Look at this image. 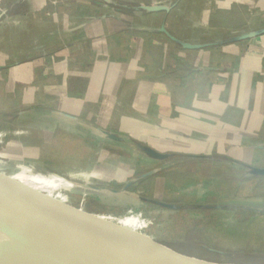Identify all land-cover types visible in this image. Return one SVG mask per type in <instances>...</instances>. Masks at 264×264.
<instances>
[{
  "label": "crops",
  "instance_id": "crops-1",
  "mask_svg": "<svg viewBox=\"0 0 264 264\" xmlns=\"http://www.w3.org/2000/svg\"><path fill=\"white\" fill-rule=\"evenodd\" d=\"M85 1L64 6L69 10L65 16H62L65 11H61L64 19L61 30L53 33L48 29L39 35L30 32L26 36L14 32L5 37H19L13 48L28 45L35 54L45 50L42 52L47 59H34L32 54L28 61H21L10 59V50L0 53V80L6 73L17 75L19 91L14 93L15 101L33 104L30 107L36 112L24 111L21 116L30 114L45 123V127L16 134L23 144L20 142L14 149L19 151L27 145L36 152L57 151L54 138L61 136V151L67 153L61 164L67 169L102 164L101 153L106 152L115 153L110 154L114 157L112 163L147 166L148 173L141 177L129 175L122 181V177L116 176L113 183L124 185L109 191L113 201L122 202L119 198L124 196L125 205L138 212L133 216L141 222L151 224L167 219L164 213L157 215L150 208L146 211L148 204L166 210L174 208L173 224L179 230L189 224V216H194V221L205 211H212L215 218V212L229 214L227 207L208 204V189L199 192L189 187L193 181L208 185L209 176L197 168L185 177V165L200 167L205 163L209 169L211 162L213 166L245 170L259 166L217 155L239 146L250 148L255 155L253 159H257L264 151V142L258 138L264 135V0H177L173 4L164 3L170 5V10L142 11V14L115 9L111 6L113 1ZM186 5H192L189 10L194 16L183 20L182 8ZM33 13L36 11L24 13L22 23L35 18L33 25L39 24L40 30L47 29L43 23H54L58 17V12L46 11L43 17ZM3 20L0 17V23ZM187 22L189 29L179 32ZM195 31L200 34L192 36ZM252 31L259 34L241 38ZM72 48L77 49L75 55ZM55 60L59 62L52 63ZM0 99L2 106L7 99ZM100 129L119 139L107 137ZM6 143L3 139L1 148L7 147ZM139 145L167 157H150ZM129 150L139 155L132 154L128 160L119 158L120 153ZM164 165L183 169L174 178L178 187L159 189L158 194L135 190L136 182L153 179L162 172L167 174ZM182 176L189 183L187 186L181 182ZM17 177L51 187L62 183L55 176L53 179L21 173ZM153 184V188L160 186ZM125 186L127 191H123ZM191 205L194 207L189 208ZM144 216L151 219L147 222ZM206 218L209 226V215ZM120 219L132 225L129 214Z\"/></svg>",
  "mask_w": 264,
  "mask_h": 264
},
{
  "label": "rangeland",
  "instance_id": "rangeland-1",
  "mask_svg": "<svg viewBox=\"0 0 264 264\" xmlns=\"http://www.w3.org/2000/svg\"><path fill=\"white\" fill-rule=\"evenodd\" d=\"M82 1L85 0H0V17L4 18L3 22H1L2 25L0 23V53L10 50L12 53L10 59L21 61H28L33 54L32 58H41V61H46L47 59H44L46 53L42 52L45 50L35 54L28 45H20L17 48H13V45H15V42L18 41L19 37L15 36V39H5V37L10 33L13 34L14 32H19L26 36L29 35L30 32L31 34L34 33L39 35L49 31L48 29H51L53 33L57 30H61L62 22L64 20L61 17V11H65V14H62V16H65L69 10L64 8V6L67 7V5H77L78 2ZM97 1L101 2L103 0ZM110 1L115 2L111 3V6L115 9H125L124 13H129V11H131L130 13H134L136 10V14H142V11H146L140 8L142 5H163L164 3L173 4L177 0H152L148 2L152 4L143 3L142 0ZM193 1L194 0H192V2ZM85 2H87V0ZM167 6L170 7V5ZM190 6L192 5H186L182 8L183 20H187L192 17L193 11L191 13L189 10ZM170 9L171 8H169V10ZM32 10L36 11L35 14L37 17H43L46 11H50L51 14L58 12V17L54 19V23H52V21L47 25L43 23L45 25L43 28L47 29L40 30V28H38L39 24H36L37 27L33 25L35 23V18H28L26 21L27 24L23 25L22 22L25 20L23 15H25L26 12H31ZM246 20L250 21V17H246ZM68 22L75 25V22L73 21ZM182 26L183 29L179 32L185 33V29H189L190 24L187 22L182 24ZM247 26H250V23L247 24ZM195 32L196 33L192 36L200 34V31ZM23 40L24 39L21 41ZM66 47H69V45L67 44L65 48ZM38 48H42L40 43ZM12 50H14V52H18L14 53ZM71 50L74 53L73 55H75L77 49L72 48ZM34 55L36 56L34 57ZM48 59V62H51L52 59ZM58 62L57 60L52 61L54 64ZM4 76L1 77L2 80H0V97H5L10 101L6 100L5 104H1L2 106H0V174L15 182L31 187L36 192L59 202L69 210L82 211L86 218L92 220L105 219L133 232L141 234L150 233V238L154 239V241L168 245L170 248L178 252L201 257L206 260H214L219 263L233 262L238 264H264V175H260V177H251L250 175H246L249 174L248 168L247 171V169L245 170V168L241 167L233 166V168H229L226 166H213L211 162H209V169L206 167L207 164L205 163L200 167H196V165L192 163L187 164L185 165V177H187L189 173H195L197 168H199L201 174L209 176L208 185H206L205 182L200 183L193 181V184L189 187L193 188V190H199V192H207L205 190L208 189V204H213L214 207L217 205L216 207L220 208L227 207L229 214L214 211V214L216 215L215 218L211 216L212 211H205L194 221H192L194 216L191 218L189 216V219L192 222L189 221V224L185 223L179 230V226L173 224L174 216L172 215L175 213L174 208L166 210L157 205L151 206L148 204L146 205V211L150 208L153 210V213H157V215L164 213V217L167 219H159L151 224L141 222L139 217H135L137 216L135 213L138 212L130 209L132 207L125 205L127 203L124 202V196H120L122 198H119L122 202L113 201V196H109L110 194L112 195V193L109 191H113L118 186L122 187L124 185L123 182L113 183L112 180L116 176L118 178L122 177V181L127 179L129 175H138L141 177L148 173L149 168L147 166L134 167L133 164L130 163H128V166H121L120 163H112L110 160L114 157H110V154L115 156V153L109 154V152H106L101 153L103 158L101 161L102 164H91L85 169H67L61 164L63 163V157L67 155V153L61 151V136L54 138L56 140L55 145L59 149L57 151L45 153L36 152L31 148L28 149L27 145L19 151L14 149L15 145L20 142L23 144V141L18 139L16 134L21 135L23 133H29L31 131L30 128H41L43 127L42 125L45 127V123H40L39 119L31 117L30 114L21 116L24 111H29L28 113H36L35 110H32L30 107L33 104L30 105L27 103L21 105L16 102L14 93L19 91V77L11 73H6ZM3 78H6V82ZM258 138H261V141L264 142V135L261 136L260 134ZM3 139L5 143L7 140L11 142L10 144L6 143L7 147L5 148H1ZM44 147L45 145H42V149ZM49 148H52V145ZM70 154L77 153L71 152ZM86 154L87 152H85V155ZM132 154L136 156L139 155L137 152L129 150L127 152L120 153L121 157L119 158L122 160L123 158L128 160ZM222 155H226V157L230 160H241L243 162L252 163V165L264 166V151L257 155V159H253L255 155L250 148L246 150L245 148L240 149L238 146L236 148L233 147V151L231 152L229 151L228 153L219 154L217 156L222 157ZM70 162L72 161L70 160ZM50 163L54 165H51ZM224 165H227V163ZM259 166L255 167L264 169V167ZM162 168L165 172H167V174L161 171L162 174L153 177V179L151 178L147 181L140 180L139 182H136L137 184L135 185V190H140V192L145 193L152 191L154 193L157 192L156 194H158L161 189H163L162 191H164V189L173 190L175 187H178V183L174 178L179 177L182 172L181 170L183 169H179L177 166L167 167L165 165L162 166ZM21 173L40 174L46 177L53 176V179L55 176L61 180L62 183L58 187H51L50 185H44L43 183H35L29 180L25 181L17 177V174ZM185 177L182 178V181L181 179L179 181L185 183L187 186L189 183ZM153 183L159 184V188H153ZM126 189L127 188L125 186L123 191H127ZM98 195H101L102 198ZM189 203L191 204L193 202ZM192 207L194 206H189V208ZM143 211L144 210H142V212ZM189 213L192 215L191 213L194 212ZM125 214H129V218L133 220L132 225H126L123 223L124 219H120L121 217H125ZM145 215H148L147 212ZM208 215L209 226L206 223V216ZM148 217L149 216H144L147 222V219H151V217ZM203 218L205 220H203Z\"/></svg>",
  "mask_w": 264,
  "mask_h": 264
},
{
  "label": "water",
  "instance_id": "water-1",
  "mask_svg": "<svg viewBox=\"0 0 264 264\" xmlns=\"http://www.w3.org/2000/svg\"><path fill=\"white\" fill-rule=\"evenodd\" d=\"M110 2V0H103ZM146 11L169 10L167 5H142ZM259 34L252 31L241 38H250ZM185 46H189L185 44ZM103 134L113 139L118 136L100 129ZM150 157L165 159L167 154L156 152L149 147L140 146ZM250 173L264 175V169L249 167ZM0 202L13 208L33 220L37 227L33 233L49 243L76 251L96 264H153L143 251L157 250L184 259L196 258L205 264H238L233 262L219 263L202 259L183 252H178L168 245L154 241L147 235L133 232L105 219H89L80 210H69L59 202L50 199L31 187L15 182L0 174ZM82 210V209H81Z\"/></svg>",
  "mask_w": 264,
  "mask_h": 264
},
{
  "label": "bare ground",
  "instance_id": "bare-ground-1",
  "mask_svg": "<svg viewBox=\"0 0 264 264\" xmlns=\"http://www.w3.org/2000/svg\"><path fill=\"white\" fill-rule=\"evenodd\" d=\"M36 223L0 202V264H96L76 251L53 245L31 228ZM153 264H205L157 250L143 251Z\"/></svg>",
  "mask_w": 264,
  "mask_h": 264
},
{
  "label": "trees",
  "instance_id": "trees-1",
  "mask_svg": "<svg viewBox=\"0 0 264 264\" xmlns=\"http://www.w3.org/2000/svg\"><path fill=\"white\" fill-rule=\"evenodd\" d=\"M122 12H124L125 11V9H120Z\"/></svg>",
  "mask_w": 264,
  "mask_h": 264
}]
</instances>
